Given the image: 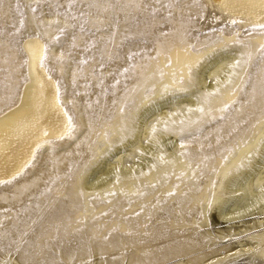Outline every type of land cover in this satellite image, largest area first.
Masks as SVG:
<instances>
[{
    "label": "bare ground",
    "instance_id": "1",
    "mask_svg": "<svg viewBox=\"0 0 264 264\" xmlns=\"http://www.w3.org/2000/svg\"><path fill=\"white\" fill-rule=\"evenodd\" d=\"M203 1L209 4L205 12L207 18L195 26L188 22L186 17L189 14L183 16L178 12H170L171 15L165 14L152 23L155 30L150 35L141 31L132 34L124 50L127 53H119L123 63L121 65L125 64L130 70L126 72L128 82L125 78L127 85L117 98L118 106H114L116 109L111 116V122L103 125L98 132L93 130L85 138L89 123L87 111L75 103V109L70 108L75 113L73 134L64 140L41 145L31 162L38 169L32 171L30 178L13 189L16 191H12V198L16 199L37 185L42 178L47 183L48 193L54 190V184L59 181L62 182L60 186L64 187L65 192L62 199L54 201L47 215L67 214L78 203L83 202L87 208L75 210L79 217L88 218L93 210L114 211L118 219L116 229L125 233L122 241L131 249L125 255L126 264H230L238 261L264 264V192L261 191V187H264V144L257 143L264 137V86L257 77L246 87L247 95L230 108L234 117L232 123L236 122L237 127L218 118L214 122H219L215 129L218 133L207 130L196 137L188 138V134L197 132L211 119L200 112L186 111L189 107L196 109L202 106L205 112L211 110L212 117H222L221 113L224 111L219 109L229 104L236 93L240 92L238 89L233 91L232 88H237L241 83L240 78L244 72L243 68L237 69L235 75L229 76L226 65L241 51L256 55L263 37L252 36L249 42H245L246 48L236 46L233 49L216 51L212 56L206 57L196 70L199 81L197 88L162 92L164 84H172L173 72L177 76L185 75L183 65L186 62H192L198 56L219 48V43L211 44L200 52L188 48L189 44H193L200 49L199 46L207 41V36L210 41L222 35L213 34L211 31L202 32V29L221 24L230 16L243 20L239 24L241 28L249 27L254 22L264 23V6L260 5L259 0H252L255 7L248 6L249 0H215V13L221 16L219 21L211 18L213 10L210 0ZM223 4L229 6V12L221 7ZM189 12L191 13V9ZM192 28H195V32L198 30L197 40L191 38ZM136 30L139 28L131 29L133 33ZM185 30L189 34L183 36L181 42ZM232 34H223L224 40L231 39ZM23 49L27 58L26 82L18 100L0 111V181L3 183L26 171L31 164L28 161L36 142L63 132L69 117L57 95L55 80L41 66L43 41L36 36H28L23 42ZM130 53L139 54L129 59ZM133 66L135 72L131 71ZM253 85L256 87L254 100ZM204 93L211 95L205 97ZM146 95H150L151 103L144 100ZM122 104L134 113V119L125 121V114L119 110ZM252 112L256 115L253 119L246 120ZM171 113L175 115H170ZM157 120L160 123L157 124L156 131L152 132L150 125ZM165 123L168 131L164 130ZM108 126L110 128L105 131ZM181 127L185 129L183 132L179 131ZM42 128L48 129V137L41 135ZM105 132L108 133L107 138ZM92 135H95V140L90 143ZM166 136L173 140L163 148ZM202 137L205 138L204 144L211 145L208 150L202 145ZM248 153L252 155L242 159ZM185 155L192 159L191 162L190 158L186 161ZM199 159L207 169L203 174L206 175L205 180L199 181L201 184L195 182L197 178H192L200 170L194 167ZM238 165L240 166L237 167ZM176 178H179L178 181H175ZM157 191L161 192L158 193L160 198L164 196L160 201L163 199L162 203L164 201L167 205L152 201L156 198L154 194ZM143 200L152 203L149 206L143 204L138 209L137 206ZM209 200L212 202L211 208L208 205ZM90 209L91 212H88ZM37 211L39 215L42 213L41 208ZM158 212L168 221L169 227L177 226L176 230L166 231L165 224H159L149 231L140 232L143 234V241L135 239L143 221L158 215ZM180 212L188 216L179 219ZM198 226H207L209 229L197 232ZM106 227L108 226H104ZM128 234H134V237L128 240ZM115 237L111 233L105 241H87L81 249L83 255L77 254L79 264H85L86 253L90 248L96 253L94 264H105L106 258L112 264H117L124 255L117 251L120 246ZM200 245L206 246L203 252L201 249L197 251ZM194 249L197 250L192 253ZM100 254H105L106 258L103 260L99 257ZM28 261L29 258L19 254L12 258L10 264H26ZM45 262L44 264H58L51 258Z\"/></svg>",
    "mask_w": 264,
    "mask_h": 264
},
{
    "label": "rangeland",
    "instance_id": "2",
    "mask_svg": "<svg viewBox=\"0 0 264 264\" xmlns=\"http://www.w3.org/2000/svg\"><path fill=\"white\" fill-rule=\"evenodd\" d=\"M198 2L199 0H71L70 3L69 0H0V111L8 107V105H13L19 98L22 86L27 79V58L23 49V42L28 36H36L43 41V45L47 44L48 46L44 68L55 80L57 90H59L58 97L60 102L68 112L69 117L72 118L73 124H75V113L70 108L75 109L77 105H81L85 112L87 111L88 121L91 117H95L92 121L94 132L100 131L103 125L108 124L109 121L111 122V116H113V112L118 106L117 98L128 82L126 72L123 70L127 67L124 66L125 64L121 65L123 63H121L119 56L126 49L132 34L139 33L140 31L146 32V34L154 32L155 27L151 26L152 23L170 12H178L183 16L189 14L186 18L188 22H191H189L191 26H195L203 21L198 18V13L201 11V8L198 7ZM203 2L205 3V1ZM137 4H139V7L136 6ZM170 4L172 6L168 7ZM190 9L191 13L189 12ZM183 10H188V13L183 12ZM21 20H23V25L20 23ZM222 26L223 23L210 25L204 28V30L202 29V32H213L212 30L216 29L215 34H221L219 27ZM132 28H139V30L133 33L131 31ZM245 28H248L249 31L245 32ZM193 30L196 35L193 34ZM191 31V38L197 40L199 34L196 32L198 30L195 32V28H192ZM226 33H239L240 39L245 42H249L252 36L260 35L263 37V42L261 43H264V32L258 28H251V26L241 28L238 24ZM208 38L210 37L207 36V41L203 42L202 45L209 42ZM102 46L105 49L104 47L102 49ZM201 46L199 47L201 48ZM93 53L94 55L96 53L97 56H95L99 59L95 58ZM124 53H127V50ZM253 55L258 56V53ZM119 63L120 65H118ZM87 64L88 66H86ZM67 67H70L71 70ZM258 67L259 64L257 67L249 66L248 68V71L253 74L252 82L257 77L259 78L258 71L256 70ZM83 68L85 71H82ZM68 72L69 74L72 72L74 75L72 73L69 75ZM88 73L90 74L88 75ZM244 75L245 72H243ZM125 78L127 80L126 83ZM248 85L250 83L245 85V92H237L238 94L236 93L230 102L234 99L239 101L243 99L247 95L246 87ZM232 89L235 88L233 87ZM160 96H162V93ZM65 97H69L70 99H66ZM113 100L116 101L115 104H113ZM233 105L224 110V114L221 113L223 118L217 116L214 119L208 120L200 130L188 134L187 137H196L199 133L202 132L203 134L207 130H214L215 133H218L215 129H217L216 127L219 122L217 124L214 122L218 118H221V121L224 123H232L234 117L233 113L230 112V108ZM114 106L116 107L114 108ZM121 106H124V104ZM127 108L125 106L126 111L129 109ZM255 115L256 113L252 112V115L248 116L246 120L253 119ZM232 125L237 127L236 122L232 123ZM109 128L110 126L105 127V131ZM179 139L181 140L182 138L179 137ZM204 139L202 137V145L205 142ZM94 140L95 135H92L90 143ZM171 140L173 138L171 139L169 136H166L165 142L162 144L164 147H162L165 148L166 144H171ZM204 148L208 150L210 148L209 144H204ZM184 157H186V161H189L190 157L186 155ZM191 160L190 158V162ZM34 165L31 163L20 176L0 184V263L10 264L12 258H16L17 255L22 254L25 258L30 259L26 264H44L49 258L55 259L58 264H79L77 254L83 255L81 249L87 241H105V238L112 233V235L116 236L115 238L118 240L116 241L119 246H122L121 248L117 247V251L121 255H124L119 259V263H116L126 264L125 258L127 257L125 255L131 249L126 246V242L122 241L124 232L116 229L118 219L114 211L103 210L98 212L93 210L91 212L90 209L88 212H91V214L88 218L85 216L79 217L75 214V210L86 209L87 206L83 202L78 203L67 214L47 215L48 209L53 206L54 201L62 199L65 192L63 190L64 187L60 186L62 182L59 181L58 185L54 184V187H57H53L52 189L54 190L48 193L47 183L42 178L38 181L37 185L18 196L19 198H12V191H16L13 189H16L15 187L25 179L30 178L32 171L38 169ZM194 167L196 170H200H197L196 173L198 174L192 178H197L195 182H203L206 178V175L203 174L207 170L205 164L200 163L199 159ZM178 179L176 178L175 181H178ZM158 193L160 194L161 192L157 191L154 194L156 198L154 197L152 201L162 203L163 199L161 201L160 199L164 196L160 198ZM140 203L137 206L138 209H141L144 205L149 206L152 202L143 200ZM162 204L165 205L166 203L163 201ZM91 206L89 205V207ZM38 208L42 210L40 215L39 211H37L39 210ZM187 209L189 211V208ZM35 215H38V217H35ZM160 215L161 213L158 212V215L144 220L142 223L143 229L137 230L138 232H135V237L134 233L126 235V238L129 240L134 237L135 239L139 238L138 240H142V232L149 231L153 226L159 224H165L164 229L166 231H175L177 226L169 227L168 221ZM46 216L49 217L47 218ZM187 216L188 214L182 215L180 212L178 218L183 219ZM33 220L37 222H33ZM106 225L108 227L104 228ZM139 225L141 226V224ZM207 226H198L197 232L207 231L209 229ZM205 248L206 246L200 245L198 250L194 249L192 253L196 250L200 251V249L203 252ZM95 256L96 253L90 248L89 252L86 253L85 264H94ZM99 257L105 259L106 255L100 254ZM106 259L108 260V258ZM106 259L105 264H112L111 260L107 261ZM230 264L251 263L238 261Z\"/></svg>",
    "mask_w": 264,
    "mask_h": 264
},
{
    "label": "snow or ice",
    "instance_id": "3",
    "mask_svg": "<svg viewBox=\"0 0 264 264\" xmlns=\"http://www.w3.org/2000/svg\"><path fill=\"white\" fill-rule=\"evenodd\" d=\"M69 2L71 3V0H69ZM259 3L261 6H264V0H259ZM210 4H211V8H212V19L214 21H219L221 20V16L217 15L215 13V8H216V3L215 0H210ZM137 7H139V4L136 5ZM172 5H168V7H171ZM251 7H255L256 5L254 3H252V0H249V5ZM198 7L201 8L200 13H198V18L200 20H205L207 17L205 15V10L209 8V4L208 3H204L203 0H199L198 2ZM225 12H229V6L227 4H223L221 6ZM153 11H155V9H153ZM169 15H171V13H169ZM191 19V17H190ZM20 23L23 25V20L20 21ZM223 26L219 27V32L222 34L220 36H216V39L214 40H210L208 43L203 44L201 46L200 49L196 48L195 45L193 44H189L188 48L191 49L192 51L195 52H200L202 50V48H206L209 47V45L211 44H217L219 43V48L216 49H212V51L205 53L204 55H200L198 56L194 61L192 62H186L183 67L185 69V75H180L177 76L175 72L172 73V84H164L162 86V92L166 93L168 92L170 89L174 90V91H187L188 88H197L198 86V78H197V74H196V70L201 66L202 62L206 59V57L212 56L216 51H223V50H229V49H233L236 46L242 47V48H246L247 44L245 43V41L240 39V34L239 33H233L232 34V38L228 39V40H224L223 34L226 33L228 30H230L231 28L237 26L238 24L243 23V20L239 19L236 16H230L228 19L223 20ZM251 28H258L260 29L262 32H264V23H259V22H254L251 25ZM213 34H215L216 29H213ZM245 32H248L249 29L245 28L244 29ZM188 31L185 30L184 33L181 36V42H183V36L188 35ZM37 35H39V33H37ZM162 35H166L165 33H162ZM47 44L43 45V53L40 56V63L41 66H45V60H46V52H47ZM257 53L258 56H254L253 53L251 52H239V54L237 55V57L235 59H233V61L229 64L226 65V68L229 70V76L235 75L236 74V70L237 69H241L243 68L245 75L241 76V83L239 85H237V88L233 89V91H236L237 89L241 92L245 91V85L248 83H251L252 81V74L248 71L249 66L251 67H257V65L259 64V67L257 69L258 74H259V83L264 86V43H261L259 45V47L257 48ZM139 53H130L129 55V59L134 58L135 55H138ZM61 58H62V54H61ZM154 58V57H152ZM171 61H169L170 63ZM130 69L129 68H125L124 71L128 72ZM131 71L135 72V68L134 66L131 67ZM161 75H163V73H161ZM218 79V78H217ZM118 83V81H117ZM58 91L57 90V95H58ZM151 92V90H149ZM255 92H256V87L255 85H253V95H252V100L255 99ZM208 95H211V93H204V96L207 97ZM144 100L148 103H151V98L150 95H146L144 97ZM239 100L234 99L233 101H231L229 104H225L223 105V107L221 109H219V111L223 112L224 110L228 109L232 104H236L238 103ZM249 103L251 101H248ZM116 101H113V104H115ZM136 107H139L138 105H136ZM120 112L124 113V119L125 121H127L128 119H134V113L131 111L126 112L125 107L121 106L120 107ZM187 112H200L203 113L204 115H206L209 119H214V117H212L211 114V110L209 109L207 112H205V109L201 106V107H197L196 109L193 108H187L186 109ZM5 116L7 114H4ZM65 115H67V113H65ZM170 115H175L174 113H171ZM223 118V117H221ZM93 119H95V117L93 116L92 118L89 119V123L87 125V132L85 133V138H87V136L93 131ZM37 120H39V118H37ZM160 123L159 120H157L155 123H153L152 125H150L151 127V131L155 132L156 131V127L157 124ZM173 123H175L173 121ZM181 124H183V121H181ZM164 130L168 131V125L167 123H165L164 125ZM185 129L183 127H181L179 129L180 132H183ZM74 131V124L72 122V118L68 117L67 123L65 125V129L63 132L55 135L54 137L50 138V139H44V140H39L36 142L35 147H33L32 149V156L28 161V164H30L32 162L33 159H35L36 156V152L37 150L41 147L42 144H51L53 143L54 140H64L66 137H70L73 134ZM41 135L43 137H48L49 133H48V129L47 128H42L41 129ZM105 138H107L108 133L105 132L104 133ZM258 144H264V137H261V139L257 142ZM77 147H79V145H77ZM209 147H211V145H209ZM252 153H248L246 154V157L242 158V159H247L249 156H251ZM27 165H25L26 167ZM240 165H238L237 167H239ZM21 172L23 171V169L20 170ZM85 171H87V166H85ZM20 173L18 172L17 175H19ZM0 183H3V181H0ZM215 186V182H213V187ZM261 191L264 192V187H261ZM173 193H169V195H171ZM208 205L209 208L212 207V202L211 200L208 201ZM237 215H240L239 213H237Z\"/></svg>",
    "mask_w": 264,
    "mask_h": 264
}]
</instances>
